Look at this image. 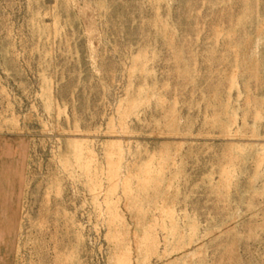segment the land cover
<instances>
[{"label": "rangeland", "instance_id": "rangeland-1", "mask_svg": "<svg viewBox=\"0 0 264 264\" xmlns=\"http://www.w3.org/2000/svg\"><path fill=\"white\" fill-rule=\"evenodd\" d=\"M0 264H264V0H0Z\"/></svg>", "mask_w": 264, "mask_h": 264}]
</instances>
